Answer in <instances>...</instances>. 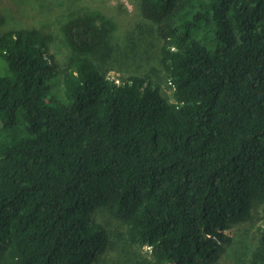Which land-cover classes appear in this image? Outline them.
I'll use <instances>...</instances> for the list:
<instances>
[{
  "label": "trees",
  "instance_id": "obj_1",
  "mask_svg": "<svg viewBox=\"0 0 264 264\" xmlns=\"http://www.w3.org/2000/svg\"><path fill=\"white\" fill-rule=\"evenodd\" d=\"M79 2L46 15L31 0L0 32V264H93L119 241L121 264H213L224 231L254 217L229 252L264 264V0H138L157 62L146 49L143 75L118 83L98 67L115 23ZM59 13L58 105L39 21ZM98 211L123 234L108 239Z\"/></svg>",
  "mask_w": 264,
  "mask_h": 264
},
{
  "label": "rangeland",
  "instance_id": "obj_2",
  "mask_svg": "<svg viewBox=\"0 0 264 264\" xmlns=\"http://www.w3.org/2000/svg\"><path fill=\"white\" fill-rule=\"evenodd\" d=\"M63 0H36L34 5L37 9H43L48 15V8L51 2L59 6ZM9 7L5 6L0 11V32L3 30H15L23 25L24 19L29 18L36 13L30 7L31 0H8ZM82 6L89 11H98L106 17L110 18L115 23V29L111 34L107 51L110 56L106 62H98L99 70L105 73V76L114 79L115 82H120L121 77H129L131 75H143L145 66L139 65L146 58L141 54L146 51V54L152 57L148 60L150 65H155L157 62L155 51L158 42L154 34H152V24L142 18L138 9V0H80ZM47 11V12H46ZM70 15V13H69ZM67 14L59 13L52 17H47L39 21L42 27L48 28L52 32L53 39L48 44L45 51L49 63L54 67V75L50 77L51 95L53 104H60L62 101V75L61 70L67 62L68 55L63 46L61 27L64 23ZM150 47V48H149ZM154 47V48H153ZM97 62V61H96ZM145 63L144 65L148 66ZM163 93L170 94V88L162 83ZM57 95V96H56ZM60 96V97H58ZM92 220L102 225L107 233L108 239H114L112 236L124 232V224L112 218L103 211H98L92 214ZM260 224L257 217L252 220L241 222L224 231L228 239L218 241L220 244V252L218 259L213 264H236L235 255L230 254V245L234 233H238L236 238L241 237L243 242H252L255 228ZM120 245V241H119ZM119 245L115 249L106 248L93 264H121L120 261H125L128 255H124ZM123 246V244H122ZM143 256H150L151 248L142 247L138 250Z\"/></svg>",
  "mask_w": 264,
  "mask_h": 264
}]
</instances>
